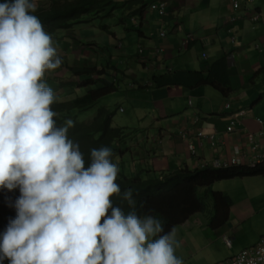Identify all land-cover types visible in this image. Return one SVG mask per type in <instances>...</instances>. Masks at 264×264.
I'll return each instance as SVG.
<instances>
[{"label":"clouds","instance_id":"9594fccd","mask_svg":"<svg viewBox=\"0 0 264 264\" xmlns=\"http://www.w3.org/2000/svg\"><path fill=\"white\" fill-rule=\"evenodd\" d=\"M174 1L95 0L98 9L82 12L72 19L69 28H61L54 34L47 32L35 15L36 0L0 2V264H190L195 256H198L197 264H264V233L254 243L232 254H217L213 257L204 247L199 252L190 251L184 255V243L181 237H176V230L190 222L196 214L208 219L207 226L210 229L214 221H219L221 217H214L220 216L218 213H221L222 204L218 202L215 193L221 191L212 189L217 182L253 177L264 179V175L239 177L216 181L208 186L196 184L187 190L190 181L177 178L176 175L181 174L182 178L191 180V176L203 170L254 169L264 164V119L256 118L261 127L259 133L247 130L241 122L247 109L233 108L231 101L227 100L224 113L228 116V124L222 133H206L199 126L214 115L199 107L206 100L202 92L205 89H214L223 95L228 92L227 70L229 64L235 61V51L225 50L221 57L213 61L206 47L207 51L200 53L199 70L175 69L167 65L163 72L151 73L155 71V62L163 60V43L169 31L175 32L181 27L177 21L180 20L178 13L180 15L187 10H197L192 17L198 16L199 8H195L194 4H199L201 0ZM182 1H185V6ZM243 1L248 19L264 25L261 13L252 7L255 0ZM231 4L234 13L243 10L239 1H232ZM108 5H111L109 14L100 16V12ZM119 9L133 14L124 25L128 34L135 33L138 36L142 34L143 27H156L160 43L146 47L139 41L129 43L128 39L132 35L125 36L124 44H118L121 57L124 58V64L119 65L108 49L109 37L103 43L98 42L97 46L89 43L86 37L91 34H86L82 35L86 36L82 40L79 39V46L84 53L82 45L90 46L96 53L90 51L79 57L80 61L77 59L70 63L59 49L60 42L54 39L57 36L62 38L64 50L68 47L73 50L77 47L74 45L77 41L66 40L65 35L69 30L73 31L75 24L87 23L91 15L102 19L112 17L113 11ZM254 15L259 18L254 20ZM181 20L196 25L191 21V15H184ZM227 20L222 27L235 22L236 16L230 15ZM104 28L108 30L109 26ZM182 28L185 31L179 40L176 54L189 51L199 38L197 33ZM226 33L232 35L231 29H227ZM109 34L116 38L114 32ZM206 36L209 45V36ZM229 41L234 46L236 39L230 37ZM100 46L105 47L110 56L100 55V52H104ZM132 49L134 52L128 53ZM221 60L226 62L224 74L213 69ZM104 65L108 66L104 70V77L115 85L116 90L121 88L122 80L128 79L125 82L126 90L140 103L139 114L144 109L143 102L146 99L152 101L146 96L145 90L169 93L172 89H179L183 92L182 98L175 101L172 114L168 116L171 125L164 132H169L165 137L171 143L185 146L194 164L182 160L175 167L157 170L153 160H161L164 156L159 155L157 142L163 143V138H158L156 127L153 136L148 132L144 140H141V131L137 130L134 120L128 122L129 126L115 127L114 114L98 106V103L94 105L98 107L93 110V114L96 115V109L105 108L107 116H111L112 128L120 129V133L131 137L127 138V146L117 151L115 159H124L133 148L141 152L147 150L148 146V157L144 156L146 161L142 162L139 170L150 174L149 179L142 178L137 168H130L129 174L119 172L118 164L115 160L113 162L112 149L107 146L95 148L102 135L90 137L88 141L95 144L86 142L88 148L84 153L79 142L69 136V130L75 126L74 121L67 119L62 126L57 125L54 118L59 113L53 111V104L58 99L67 102L72 99L66 92L58 98L48 76L56 74L57 78L66 81H80L78 76L68 74L69 68L95 67L97 72L93 73L92 78L96 79ZM123 67L128 72L121 69ZM260 71L257 70V75ZM143 75H146V79H143ZM220 75L226 76L222 86L224 91L215 84ZM209 76L213 77V82L201 81ZM170 77L173 78L172 83L157 84V81L165 82ZM48 80L49 85L46 82ZM86 91L82 90L80 97ZM162 104L163 110L168 111L174 102L167 99L163 101L162 98ZM118 111L123 113L125 108L118 106ZM79 114L80 110H76L78 125H85L83 122H87L88 117L81 120ZM153 117L155 125L160 120L157 121L155 115ZM144 119L146 121L150 117L145 116ZM174 120L178 122L177 126L172 123ZM233 134L237 136L231 138L232 150L229 152L227 138ZM208 153L211 155L208 156ZM118 174L124 180H137L143 184L161 183L163 191L169 190L170 196L177 199L183 208L191 209L193 206L195 210L165 232L161 220L151 214L139 213L133 190L122 191L117 183ZM221 193L229 200V212L231 200L228 195ZM115 196H120L129 210L115 205L112 199ZM228 218L229 213L215 230L221 229ZM220 239L227 251L234 248V240L227 234H222Z\"/></svg>","mask_w":264,"mask_h":264},{"label":"crops","instance_id":"0c3cea01","mask_svg":"<svg viewBox=\"0 0 264 264\" xmlns=\"http://www.w3.org/2000/svg\"><path fill=\"white\" fill-rule=\"evenodd\" d=\"M232 1H239L243 10L234 13ZM185 4L184 1L182 5L185 6ZM194 7L199 8L196 25L194 26L191 22H184L181 19L177 20L181 27L177 28L175 32L169 31L167 39L163 43L165 49L163 60L155 62V71L151 73H161L167 65L173 66L175 69L199 70L200 53L205 51L206 47L213 61L221 57L225 50L235 51V61L229 64L227 70L228 87L230 88L228 92L224 95L214 89H205L202 92V95L206 96V100L199 107L204 112L214 113V115L207 121L200 123L199 126L206 133H213L214 131L222 133L228 124V116L224 113V104L227 100H230L233 108L247 109L246 116L241 118L243 126L251 132L259 133L261 127L257 124L256 118L261 117L264 119V25L261 22H253L248 19V16L244 13L243 0H201L199 4L195 3ZM252 7L259 11L264 19V0H255ZM209 9L215 11V20L203 21L202 13L207 14ZM196 12L197 10L194 12L187 10L186 16H192ZM230 15L236 16V21L222 27L228 21ZM182 27L197 33L199 38L198 42L189 51L176 54L179 40L185 31ZM227 29H231L232 35L226 33ZM157 31L156 27L145 26L142 28V34L131 36L128 42L136 43L139 41L138 43L146 47H153L160 43L157 38ZM206 35L209 36V45L206 42ZM230 37L236 39L234 46L230 44ZM133 52L134 49L128 53ZM258 69H261L259 75H257ZM143 79H146V75H143ZM145 91L146 96L153 101V109L161 108V111L158 109L159 117H166L162 106V98L163 101L167 99L174 102L172 106L168 107L167 114L169 116V114H172L173 106L176 105L175 101L181 99L183 95V92L179 89H172L169 93L155 89ZM172 123L175 126L178 125L176 120ZM170 125L169 119L165 120V118L155 124L158 138H163V143L157 142L160 148L159 155L164 156L161 160H153V165L157 170L175 167L182 160L185 163L194 164V160L188 155L185 146L180 143L173 144L165 137L169 132H164V130ZM236 136L237 134H233L229 139ZM228 150L232 149L228 147ZM210 155L211 153H208V156ZM251 182H259L260 185V181ZM220 190L228 195L231 200L227 223L219 230H212L208 228V219L205 216L200 214L193 216L190 222L176 231L179 234L178 237H181V241L184 243L185 250L182 249L184 255L190 251L199 252L203 247L211 257L217 254H232L254 243L259 235L264 233V190L260 186L258 190L251 187L249 190L236 194H230L231 192L223 186H220ZM187 228L188 231H186ZM222 234H227L234 240V248L231 251H227L223 246L220 239ZM197 261L198 256H195L190 264H197Z\"/></svg>","mask_w":264,"mask_h":264},{"label":"trees","instance_id":"16d2710c","mask_svg":"<svg viewBox=\"0 0 264 264\" xmlns=\"http://www.w3.org/2000/svg\"><path fill=\"white\" fill-rule=\"evenodd\" d=\"M0 2H3V0H0ZM36 4L37 12L35 15L41 20L44 29L51 34L56 33L61 28H69L72 19L78 17L82 12L99 8L95 7V0H36ZM225 66L226 62L221 60L213 66V69H217L224 74ZM60 68L57 70H60ZM107 68L108 66L105 67L104 65L103 70L99 71V76L96 79L92 78L93 73L97 72L95 67L69 68L68 74L72 77L78 76L81 79L80 81H66L57 78L56 74H51L48 77L51 81L52 89L58 98L59 95L66 92L70 96V99H72L68 102L58 99V102L53 104V111L59 113V116L54 118L57 125L62 126L67 119L74 121L75 126L69 130V136L79 142L81 150L84 153L88 148L87 143H94L89 142L88 139L96 135H102V139L97 143L95 148L101 146L111 148L114 153V162L117 151L127 146V138L131 137L120 133V129L112 128L111 116H107L105 113L106 109L103 107L96 111L95 117L89 123L83 122L85 125H78L77 116L75 115L76 110H80V112L87 111L94 107L100 98L116 90L115 85L108 82L104 77V70ZM49 80L46 81L47 85H49ZM172 80L173 78L170 77L165 79V82L163 80L157 81V84H170ZM225 80L226 76L220 75L215 81L218 88H221L223 91L222 86H224ZM201 81L206 83L213 82V77L209 76L205 80L201 79ZM86 89L87 93L80 97L82 90ZM180 175L177 174L176 177L190 181L187 183L188 185L186 184V188L189 190L195 187L196 184L208 186L213 182L221 180L264 175V164L258 165L254 169L229 168L223 170H203L196 172L193 177L191 176V180L189 178H182ZM117 183L120 185L122 191L127 189L133 190L139 213L151 214L161 220L165 232H168L175 223L177 224L185 220L186 216L195 210L193 206L191 209L183 208L177 199L170 196L169 190L163 191L161 183L149 185V182L143 184L137 180H124L119 174L117 176ZM215 195L218 202L222 204V210L221 213H218L220 216L214 217L221 218L218 222L214 221L213 226L211 225L212 230H215V227L224 222L226 215H228L229 207V200L225 195L221 192H216ZM112 199L115 205L122 206L126 211L129 210L127 203L122 202L120 196H115Z\"/></svg>","mask_w":264,"mask_h":264},{"label":"rangeland","instance_id":"374dc122","mask_svg":"<svg viewBox=\"0 0 264 264\" xmlns=\"http://www.w3.org/2000/svg\"><path fill=\"white\" fill-rule=\"evenodd\" d=\"M119 1H124V0H119ZM145 2H150V0H144ZM174 1V0H171ZM175 2V1H174ZM110 6L108 5L107 8L103 11L100 12V16H106L109 14L110 12ZM176 3L174 4V7L176 8ZM94 14V13H92ZM186 15L185 11L178 16L181 19L182 16ZM133 16L132 13H130L129 11L123 10V9H119V10H114L113 11V16L112 17H106V18H94V16H89V21L85 24H75L73 26V31L69 30L66 33V40H76L77 43L74 45H77L76 48H74L72 50L71 47H68L64 50V47L62 46V42L63 39L58 37L57 35V39H54L55 41L58 40L60 42L59 44V49L61 50V53L67 58L69 59L70 63H74L75 60H77L79 57H82L84 55L89 54L88 52L93 51L95 52V49H90L88 47H85L84 45H82V47H84L85 49V53L82 51V48L80 47V43H79V39H83L86 36H82V35H86V34H91L90 36L86 37L89 40V43H95L97 46L99 45L98 42L103 43V41H105L108 37L109 39L107 40V45H108V49L110 51V53L112 54L115 63L119 64V65H123L124 64V58L121 57L122 53L121 50L118 49V44H124L125 42V36L127 35H132L135 36V33H130L128 34L125 31L124 25L127 24L129 18ZM215 16L216 13L213 9H209L208 13H202V20L206 21V20H215ZM121 19L122 24H120ZM171 22V20H169ZM191 21L193 22H197L196 18L191 16ZM86 25L87 27L83 28L82 26ZM104 26H109V29L106 30L104 28ZM109 32H114L116 35V38L110 37L108 35ZM61 35V34H59ZM97 42H95V41ZM72 43V42H70ZM80 45V46H79ZM55 46L57 47L58 44H55ZM101 47V46H100ZM104 49V52H100V55H109V52L106 51L105 47H101ZM69 52V54H67V52ZM99 53V52H98ZM88 60V59H86ZM78 61H80L78 59ZM85 61V59L83 60V62ZM98 67H100L98 65ZM123 70H127L126 67L121 68ZM113 72V70H111ZM128 72V70H127ZM129 75V74H128ZM128 80V79H127ZM127 80H122L120 85L121 88L117 89L116 91H113L109 94H106L105 96H103L102 98H100L98 100V106H103L105 107L110 113H113V126L121 128L122 126H129L128 122L134 120L137 123V130L141 131L140 134V138L141 140H144L145 136L148 134V132L150 133V136L154 135V129H155V125H154V117L153 115L156 116L157 121L161 120L160 118H168L170 119V117H168L167 111L166 109L164 110L165 116L166 117H159L158 116V111L156 109H153V101H150L149 99H146L145 102H143V111L139 114V108H140V103L136 102L134 98H132L130 92L128 90H126V84L125 82ZM97 106V107H98ZM118 106H122L123 108H125V112L121 113L118 111ZM97 107H92L91 109H88L87 111L84 112H80L81 114V120L82 119H86L87 117V123L90 122V119L93 118L95 116V114H93V110ZM133 108L135 109V111L133 110ZM159 111H161V108L158 107ZM97 111V109H96ZM95 111V112H96ZM145 116H149L150 119L146 120L144 119ZM141 130H140V127ZM165 128V127H162ZM228 140V144L229 147L231 148V139H229V137L227 138ZM133 148V147H132ZM147 150H143V151H139L138 149H131V154L127 155L124 159L121 158H116L115 159V163L118 164L120 171L119 172H123L125 174H129L130 173V168L133 170H136V168L139 170V168L143 165V161H146L145 157H148V146L146 147ZM229 152H231V150H229ZM145 156V157H144ZM140 172V170H139ZM150 174L146 173V172H140V176L142 178L149 179ZM251 181H260V185L259 182H254L252 183ZM220 186H223L225 188H227L231 193L230 194H236L238 192H242V191H246L249 190V188L253 187L255 190L259 189V186L262 190H264V179L262 177H253V178H245V179H233V180H229V181H223L220 183H216L215 185H213L212 189L214 191H221L220 190ZM222 192V191H221ZM179 229H177L176 231H178ZM186 231H188V228L186 229ZM177 236H179L178 232Z\"/></svg>","mask_w":264,"mask_h":264},{"label":"built area","instance_id":"2783aa9c","mask_svg":"<svg viewBox=\"0 0 264 264\" xmlns=\"http://www.w3.org/2000/svg\"><path fill=\"white\" fill-rule=\"evenodd\" d=\"M258 18H259L258 15H254V17H253L254 20H257ZM263 261H264V260H263Z\"/></svg>","mask_w":264,"mask_h":264}]
</instances>
